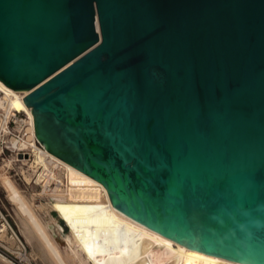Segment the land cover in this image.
Returning a JSON list of instances; mask_svg holds the SVG:
<instances>
[{"label":"water","instance_id":"obj_1","mask_svg":"<svg viewBox=\"0 0 264 264\" xmlns=\"http://www.w3.org/2000/svg\"><path fill=\"white\" fill-rule=\"evenodd\" d=\"M0 79L116 213L264 264V0H0Z\"/></svg>","mask_w":264,"mask_h":264},{"label":"rangeland","instance_id":"obj_2","mask_svg":"<svg viewBox=\"0 0 264 264\" xmlns=\"http://www.w3.org/2000/svg\"><path fill=\"white\" fill-rule=\"evenodd\" d=\"M13 95H15V99H19L22 96L19 93ZM8 161V159L0 157V207L7 214L16 233L28 246L33 264H53V262L45 252L46 248L42 240L39 239L24 216L19 212L15 202L10 198L1 176H10L17 183V186L20 187L22 193L24 192L27 199L34 204L38 217L47 228L53 242L61 253L67 257L69 264H101V259L103 258L107 259H104L102 264H106V261L109 264H181V255L183 253L178 250L176 245H170L163 241H160L158 245L157 237L143 229L138 230L123 221L121 222L123 232L119 231L115 234L109 232L106 228L109 222L114 219V216L109 211H107L108 219L103 224L96 219V216L93 217V229H90L97 231L90 233L89 228V230L80 229L78 217L80 214L92 211L93 203L89 200H75L67 196L70 192L67 191L69 187H80L79 176L70 169L69 185L65 186V188H59L58 193H53L43 190L41 185L34 181L27 182L24 179L22 170L24 167L26 168V165L22 168V163L19 161L16 163L14 161H9V163ZM89 186L93 185L90 184ZM66 216L71 219L70 222L66 220ZM67 234H70L71 239L73 238L72 243H69L66 239ZM117 234L119 235L117 239L120 242L122 241L121 243L119 242V246L118 240L115 238ZM111 238L117 241H112ZM91 254L94 258H92ZM94 255H97V258ZM0 264L20 263L13 260L0 248Z\"/></svg>","mask_w":264,"mask_h":264},{"label":"bare ground","instance_id":"obj_3","mask_svg":"<svg viewBox=\"0 0 264 264\" xmlns=\"http://www.w3.org/2000/svg\"><path fill=\"white\" fill-rule=\"evenodd\" d=\"M96 28L99 32H101L98 12L96 14ZM0 89L6 91L10 95L11 103L13 106L20 108V109H26L31 114L32 119H33V123L35 124V119L33 116L34 113L32 111V107L28 106L27 103L24 101V98H23L31 91V89H15V88L9 86L8 84H6L1 79H0ZM15 93H17V94L19 93L22 96L19 99H15V95H13ZM35 152H36V157L38 159H44L45 155H51V156L57 158L58 160L62 161L68 168V179H69V171L70 170L72 172H75L79 176L78 181L80 182L79 183L80 187H77V188H72V186L69 187L67 189V191H70V192L67 194V196H69V198H72L75 200L76 199H78V200L79 199L80 200H89V201H92V203H93V207L91 209L92 211H90V212L88 211V212H86V214H80L79 215L78 222H79L80 229H82V230H87L88 228L93 229V222H94L93 217H95V216H96V219H98L102 224L105 223V221H107V219H108L107 211H109L114 216V219H112L111 222H109V224L106 228V229H108L109 232H111V233L113 232L114 234L119 232V231L123 232L124 231L123 227H121V224H122L121 222H123V221L134 226V227H136L138 230L143 229V230L149 232L150 234H152L153 236L157 237L158 245H159L160 241L166 242L170 245L171 244L176 245L178 247V250H180L183 253L181 255L182 256L181 264H251V263L241 262V261L233 260V259L222 257V256H216V255L208 254V253L199 251L197 249L191 248L189 246L181 244L179 241L166 238L162 234L157 233L155 231H152L150 229H147L144 225L139 224L137 222H134V221L130 220L128 217L116 213L114 206L112 204L108 189L106 188V186L102 182H100L96 178L92 177L91 175L87 174L86 172L79 169L78 167L74 166L73 164L69 163L68 161L64 160L63 158L59 157L55 153L51 152L46 146L43 149L36 147ZM1 177H3L2 178L3 184L5 185L6 190L8 191V193L10 195V198L17 205L19 212L22 214V216H24V218L26 219V221L28 222L30 227L33 229V231L36 233V235H38L39 239L42 240V243H44L43 245H45V248L47 250V251L45 250V252L49 256V258L52 259L53 264H69L67 257L61 253V251L59 250L57 245L53 242L52 238L50 237V235L48 233L47 228L43 225L40 218L38 217V215L35 211L34 204L27 199L26 195H24V192L22 193V191L20 190V187L17 186V183L15 181H13L10 176L7 175V176H1ZM90 184H92L93 186H89ZM67 185H69V183H67ZM59 188H65V187L57 186L54 189L53 193H58L60 190ZM92 229H90V233L97 231L95 229L94 230H92ZM118 234L116 235L117 237H115L116 239L119 236ZM120 235L122 236V234H120ZM122 237H120V238H122ZM66 239L68 240L69 243L73 242L72 241L73 238L71 239L70 234L66 235ZM103 240H104V238H103ZM115 240L112 239V241H115ZM103 242L105 243V241H103ZM109 242H111V241H109ZM119 242L120 241L118 240V246L122 241L120 243ZM113 243H115V242H113ZM155 243H156V241H155ZM92 254H91V256H92ZM92 258H94V257L92 256ZM98 259H100V258H98ZM104 259L105 258L101 259L102 260L101 264H102ZM77 263H79V262H77ZM106 264H109V263H107V261H106Z\"/></svg>","mask_w":264,"mask_h":264},{"label":"built area","instance_id":"obj_4","mask_svg":"<svg viewBox=\"0 0 264 264\" xmlns=\"http://www.w3.org/2000/svg\"><path fill=\"white\" fill-rule=\"evenodd\" d=\"M36 147L45 145L36 134L31 114L12 105L10 95L0 89V157L22 163V176L53 192L57 186L68 183V168L57 158L45 155L36 157ZM0 248L20 264H33L28 246L16 233L7 214L0 207Z\"/></svg>","mask_w":264,"mask_h":264},{"label":"trees","instance_id":"obj_5","mask_svg":"<svg viewBox=\"0 0 264 264\" xmlns=\"http://www.w3.org/2000/svg\"><path fill=\"white\" fill-rule=\"evenodd\" d=\"M66 220H68L69 222L71 221V219L69 217L66 216Z\"/></svg>","mask_w":264,"mask_h":264}]
</instances>
